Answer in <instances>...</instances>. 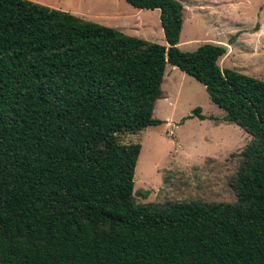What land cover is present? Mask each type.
Segmentation results:
<instances>
[{"label":"trees","instance_id":"trees-1","mask_svg":"<svg viewBox=\"0 0 264 264\" xmlns=\"http://www.w3.org/2000/svg\"><path fill=\"white\" fill-rule=\"evenodd\" d=\"M125 1L159 10L166 45L0 0V264H264V80L221 68L224 45L180 50L178 0ZM166 64L251 135L235 202H134L120 135L162 122Z\"/></svg>","mask_w":264,"mask_h":264},{"label":"rangeland","instance_id":"rangeland-1","mask_svg":"<svg viewBox=\"0 0 264 264\" xmlns=\"http://www.w3.org/2000/svg\"><path fill=\"white\" fill-rule=\"evenodd\" d=\"M32 1L62 10L76 6L86 10L87 16L99 17L87 20L166 45L158 9H138L125 0ZM178 1L184 8L180 50L193 51L207 42L224 45L226 53L218 60L221 68L264 80V0ZM133 20L142 25L123 28L125 21ZM143 32L148 36L138 35ZM161 89L153 117L162 122L120 135L123 143L141 145L133 179L134 202H235L230 183L251 135L226 121L204 86L177 67L166 64ZM197 108L203 118L196 115Z\"/></svg>","mask_w":264,"mask_h":264},{"label":"crops","instance_id":"crops-1","mask_svg":"<svg viewBox=\"0 0 264 264\" xmlns=\"http://www.w3.org/2000/svg\"><path fill=\"white\" fill-rule=\"evenodd\" d=\"M57 8V7H56ZM81 8V7H80ZM60 9V8H59ZM63 9H65V11H67L68 10V12H70V13H72V14H75V15H77V16H80V17H82V18H88V17H90V16H93L94 14H91V15H88L87 16V11L86 10H82V8L81 9H79L78 7H76V6H74V7H64ZM86 14V15H85ZM94 18H99L98 16H93ZM125 26L123 27V28H137V26L138 25H142V24H140L139 22H138V20H133V21H125ZM110 27V26H109ZM113 28H115L116 29V27H113ZM117 28H120V27H117ZM134 31V30H133ZM138 35H140V36H148L146 33H142V34H138ZM143 39H148V37H144ZM179 43L180 42H178V45H179ZM175 67V66H174ZM165 69H166V67H165ZM165 72V71H164ZM164 77V76H163Z\"/></svg>","mask_w":264,"mask_h":264},{"label":"built area","instance_id":"built-area-1","mask_svg":"<svg viewBox=\"0 0 264 264\" xmlns=\"http://www.w3.org/2000/svg\"><path fill=\"white\" fill-rule=\"evenodd\" d=\"M169 133H171V131H169Z\"/></svg>","mask_w":264,"mask_h":264}]
</instances>
